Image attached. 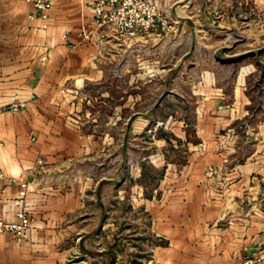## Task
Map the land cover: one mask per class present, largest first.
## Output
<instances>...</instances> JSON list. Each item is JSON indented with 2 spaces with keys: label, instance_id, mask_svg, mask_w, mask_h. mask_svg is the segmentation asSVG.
I'll return each instance as SVG.
<instances>
[{
  "label": "rangeland",
  "instance_id": "rangeland-1",
  "mask_svg": "<svg viewBox=\"0 0 264 264\" xmlns=\"http://www.w3.org/2000/svg\"><path fill=\"white\" fill-rule=\"evenodd\" d=\"M221 6V22H214L212 17ZM221 6L213 0H172L164 29L159 26L132 38L109 24H95V30L85 25L77 34L88 45L80 52L88 58L82 73L66 80L62 93H48L47 87L30 99L45 106L59 124H66L65 129L74 126L96 142L87 159L66 162L64 167L76 168L93 183L87 192L93 195L87 214L92 216L94 231L102 229L97 223L101 201L96 199L101 190L94 185L99 180L118 182L124 188L121 198L115 186L108 191L109 201L104 200L105 221L113 233L108 260L114 258L116 264H153V249L164 241L153 228L149 207L137 201L135 192L132 199V186L138 184L143 197L162 202V190L155 189L164 183L167 168L201 163L209 176L214 164L208 163L213 158L206 153L209 142L214 146V137L223 140L219 150L229 156L227 171L248 161L252 153L264 152L259 128L264 121V0H227ZM52 73L51 68L46 72ZM245 74L242 90L252 91L255 109L251 111L237 95L235 101ZM11 105L7 110L26 106L24 102ZM235 117L229 125V118ZM38 137L30 133V150V142ZM260 140L263 145L257 147ZM36 151L49 166L46 155L54 148L44 144ZM258 175L255 183L260 184L264 211V175ZM171 182L180 179L174 176Z\"/></svg>",
  "mask_w": 264,
  "mask_h": 264
},
{
  "label": "crops",
  "instance_id": "crops-1",
  "mask_svg": "<svg viewBox=\"0 0 264 264\" xmlns=\"http://www.w3.org/2000/svg\"><path fill=\"white\" fill-rule=\"evenodd\" d=\"M93 1L52 0L48 18L41 19L30 18L34 8L28 0H0V216L13 218L23 180L30 183L27 200L32 216L27 237L0 233V264H116L114 258L108 260L113 233L105 221L104 200L115 186L116 196L121 198L124 188L109 181L98 180L94 185L96 191L101 190L96 199L101 201L97 223L102 225L94 231L92 216L87 214L89 199L93 198L87 192L93 183L76 168L64 167L66 162L87 159L96 142L74 126L65 129L66 124H59L45 106L30 101L47 87L48 93H62L67 89L64 82L82 73L88 58L85 60L80 52L88 45L77 34L85 25L93 30L98 26ZM159 1L165 13L170 10L172 0ZM225 1L213 0L218 6ZM223 8L215 11L219 14L212 17L214 22H221L218 18ZM63 34H67L65 40ZM62 52L69 53L64 57ZM89 60L92 62V57ZM50 68L51 76L46 74ZM246 75L244 84L239 82L243 87L235 94V101L237 95L240 104L245 109L248 105L251 111L255 109L252 91L242 90ZM252 75L248 74L249 78ZM15 102L26 106L19 111L7 110ZM224 106L222 110L227 111ZM231 119L229 125L238 117ZM260 122L264 138V121ZM32 131L39 137L30 142V150ZM212 141L209 152L201 151L213 158L208 163L218 166L216 174L208 176L206 166L194 162L181 169L167 168L164 183L155 189L162 190V202L143 197L138 184L131 187L132 199L135 192L137 201L149 207L153 228L160 239L164 238L153 249V264H244L246 258L255 255L260 259L254 264H264V211L260 209V184L255 183L258 173L264 175V152L252 153L253 159L249 156L248 161L227 171L229 156L219 150L221 136ZM44 144L54 148V153L46 155L51 164L41 168L38 159L43 157L36 149ZM262 145L260 140L257 147ZM174 176L180 183L171 182Z\"/></svg>",
  "mask_w": 264,
  "mask_h": 264
},
{
  "label": "built area",
  "instance_id": "built-area-1",
  "mask_svg": "<svg viewBox=\"0 0 264 264\" xmlns=\"http://www.w3.org/2000/svg\"><path fill=\"white\" fill-rule=\"evenodd\" d=\"M28 1L34 8L29 14L30 18H48L53 7L52 0ZM91 7L98 26L109 24L125 37H136L143 32L156 29L159 25L164 28L168 23L165 8L159 0H94ZM38 164L41 168L45 167L43 158L38 159ZM218 170V166L210 167L209 173L213 174ZM20 186L13 218L0 216V233H11L25 238L32 227L31 206L27 200L30 183L28 180H23ZM258 259L260 256L255 255L246 258L243 263L254 264ZM59 264L69 263L62 261Z\"/></svg>",
  "mask_w": 264,
  "mask_h": 264
}]
</instances>
